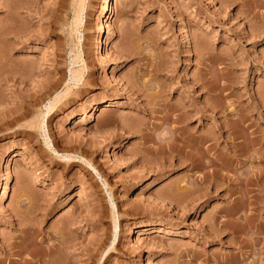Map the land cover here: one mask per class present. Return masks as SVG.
Masks as SVG:
<instances>
[{
  "label": "rangeland",
  "instance_id": "rangeland-1",
  "mask_svg": "<svg viewBox=\"0 0 264 264\" xmlns=\"http://www.w3.org/2000/svg\"><path fill=\"white\" fill-rule=\"evenodd\" d=\"M14 1L0 0V106L59 80L24 125L69 88L44 129L0 132V264H41L54 236L59 264H264V0ZM220 124L208 152L175 139ZM235 127L259 158L222 169Z\"/></svg>",
  "mask_w": 264,
  "mask_h": 264
},
{
  "label": "bare ground",
  "instance_id": "bare-ground-1",
  "mask_svg": "<svg viewBox=\"0 0 264 264\" xmlns=\"http://www.w3.org/2000/svg\"><path fill=\"white\" fill-rule=\"evenodd\" d=\"M14 3H18L17 5H19L18 7H22V8H24V7H27V6H30L31 4H30V0H15L14 1ZM16 6V5H15ZM17 7V6H16ZM17 7V8H18ZM109 7H110V0H105V5H104V10H106V11H108L109 10ZM56 9H51V8H49L48 10H47V14L48 13H50V16L52 15V13L55 11ZM50 18V17H49ZM9 25V24H8ZM8 34H10V32H8ZM114 36V32L113 31H109V32H107V36H106V39H108V38H111V37H113ZM109 55V52L107 51L106 52V56H108ZM78 56H76V58H77ZM97 57V55L96 54H94V58H96ZM4 59V65H3V67L2 68H0V70L1 69H3L2 71H3V73L2 74H0V80H4L5 78H8V75L11 73V69L9 70V73L7 74V71H5L4 69L6 68V67H8V65L9 64H7V62L6 61H9V57H5V58H3ZM7 64V65H6ZM6 66V67H5ZM106 69V67H104V70ZM1 71V72H2ZM106 71V70H105ZM13 72H15V74L17 73V71H13ZM73 79L74 80H80L81 79V74L79 73V74H76V73H74V75H73ZM61 82L59 81V80H51V81H49L48 83H45L39 90H37V91H35L34 93H33V97H34V100H28V101H25V100H23L22 102H18L16 105H15V107H12V108H9V109H6V108H4V107H1L0 106V132H1V130H4V129H6L7 127H11V126H22V129H18V132H27L26 130H25V128L26 127H28V128H30L31 130H36V131H39V130H41V129H44V125H45V115H48L49 113H51V111L54 109V107H55V105L61 100V97L62 96H65V94H66V92H67V90H68V88H69V86L66 84L65 85V90H64V92H61L60 94H56L55 95V97L53 98V100L52 101H50L49 102V105H48V107H47V111H46V114H37V115H35L30 121H29V123H27V124H22V123H20L21 122V120L22 119H24L25 117H26V115L28 114V112H30V107L29 106H33V104H34V101L35 100H37V98H40V97H42L43 96V94H44V91H50V90H52V89H54V88H57V86L60 84ZM1 99H0V103H1ZM26 102V104H25V102ZM110 106H111V103L110 104H108V103H105L102 107H101V109H100V112L101 113H106V112H108V110H109V108H110ZM25 107V109H23ZM178 109H180V108H178ZM179 111V110H178ZM177 112V111H176ZM183 115V114H182ZM182 115L180 114V113H178V114H174L173 116H174V118H173V120L175 121V123H180V122H184V120L186 119V117H182ZM204 116H206L205 114H204ZM3 120H6L7 122L5 123L6 125H3V124H1L2 123V121ZM172 120V121H173ZM173 121V122H174ZM188 121V120H187ZM244 120L243 119H239L238 120V123H237V126H239L240 127V123H244L243 122ZM184 123H186V122H184ZM223 126L224 125H222V124H220V125H216V129L215 130H213V131H209L206 135H204L203 137H200V138H197L196 136L194 137L192 134V136L190 135V136H186V137H184L183 136V131H185V130H183V129H186V128H180V126L179 127H177L176 129H179V131H178V133L175 135V139H181L182 140V146H189V147H191V149L192 148H201V147H203L204 148V150L205 151H210V150H212V149H214L215 148V146H216V144L218 143V141H219V139L221 138V136H223V133L225 132V129H223ZM235 126H236V124H235ZM243 126V125H242ZM241 126V127H242ZM245 126V129L247 128L248 129V125L246 124V125H244ZM176 127V126H175ZM185 127V126H184ZM240 127V128H241ZM237 127H235V129H236ZM239 128V130H235V131H237V133L235 134V135H233V136H231V135H228V138H229V141H228V149L230 150L229 152H233V154H231V153H229V154H231L230 156H228V153H227V156H225L224 155V157L226 158V160L225 159H223V157L222 158H219V159H217L216 157V160L217 161H221V162H219V163H221V167H222V165L223 164H225L227 167H231V166H233L232 165V163H233V160H235V159H239V157H241L242 155H243V153H245V152H247V150L249 151V150H251L250 148H252V150L254 149V151H252V154H251V157L253 158V159H258L259 158V154H258V152H257V142H256V136H253V138H252V140L253 141H251V138H250V144L251 145H248L249 143H248V141H246L245 140V138L247 137V135H248V133H247V135L244 133V131L243 130H241ZM242 129H244V128H242ZM31 130H29V132L31 131ZM176 132V131H175ZM245 132H247V131H245ZM251 133H252V131H251ZM246 136V137H245ZM250 136L252 137V135L250 134ZM248 138V137H247ZM246 142H245V141ZM249 140V139H248ZM255 140V141H254ZM163 142V141H162ZM161 142V145H163V146H170V144L169 143H167V141H166V143L164 142V143H162ZM169 142V141H168ZM248 143V144H246L245 146H244V144L243 143ZM171 144H172V142H171ZM118 146V143H116L115 144V147H117ZM165 147V148H166ZM250 147V148H249ZM238 152V153H237ZM70 158H73V156L72 157H68V159H70ZM228 159H230V160H228ZM209 163V161H206V165ZM211 162V161H210ZM219 163H218V165H219ZM201 164V163H200ZM199 164V165H200ZM205 165V164H204ZM212 165H214V163H212ZM208 166V165H207ZM210 166V165H209ZM215 166V165H214ZM217 166V165H216ZM201 167V166H200ZM220 167V166H219ZM224 167V169H227V168H225V166H223ZM223 167H222V169H223ZM236 168H237V166H235ZM203 168V167H202ZM201 168V169H202ZM216 168H218V167H216ZM232 168V167H231ZM230 169V168H229ZM213 169H211V171H212ZM218 170V169H217ZM217 170H214V172L212 171V172H210V173H207V171H204L203 173H202V175H201V180H205V178L207 179V177L208 178H210L209 177V175L211 174V173H214V175H215V171H217ZM217 172H219V171H217ZM216 172V173H217ZM224 174V173H223ZM219 175V174H218ZM212 176V175H211ZM222 176H224V175H222ZM239 176V175H238ZM213 178H214V176H212ZM211 177V178H212ZM210 178V179H211ZM236 210H234V212H235ZM237 212V211H236ZM232 214V213H231ZM238 217H240V216H238ZM246 218H248V216L246 217ZM248 219H250V218H248ZM245 220V219H244ZM239 226V225H238ZM243 227V226H242ZM239 229H240V227H239ZM27 231V233H29L28 235H32L33 234V232L34 231H31V230H29L28 231V229L26 230ZM37 232V231H36ZM27 233H25L26 235H27ZM35 234V233H34ZM38 234V233H37ZM61 234V233H60ZM30 235V236H31ZM36 235V234H35ZM58 235V234H57ZM61 237V236H60ZM50 239H53V241H52V243H51V245H50V247L48 248L49 250H47V252H45V253H43L44 254V257L42 256V259L40 260V263L41 264H59L58 262H57V253H58V251L56 252V250L58 249V248H61L62 249V246H63V240H64V236L63 237H61V239L59 238L58 239V236H54V237H52V238H50ZM54 241H58V246H56V244L54 243ZM51 247H55V252H56V254H55V252H54V250H53V248H51ZM46 251V250H45ZM32 255V254H31ZM33 258V257H32ZM41 258V257H40ZM235 259V258H234ZM237 262V261H236ZM234 264V263H233Z\"/></svg>",
  "mask_w": 264,
  "mask_h": 264
}]
</instances>
